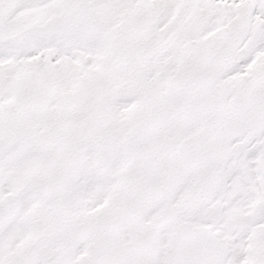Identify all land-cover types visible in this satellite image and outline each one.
<instances>
[{
    "label": "snow or ice",
    "instance_id": "6c2138e0",
    "mask_svg": "<svg viewBox=\"0 0 264 264\" xmlns=\"http://www.w3.org/2000/svg\"><path fill=\"white\" fill-rule=\"evenodd\" d=\"M0 264H264V0H0Z\"/></svg>",
    "mask_w": 264,
    "mask_h": 264
}]
</instances>
